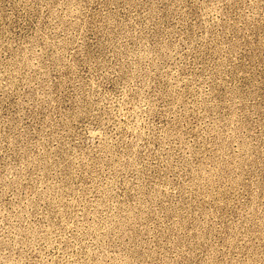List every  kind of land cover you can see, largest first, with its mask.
Segmentation results:
<instances>
[{
	"label": "rangeland",
	"instance_id": "374dc122",
	"mask_svg": "<svg viewBox=\"0 0 264 264\" xmlns=\"http://www.w3.org/2000/svg\"><path fill=\"white\" fill-rule=\"evenodd\" d=\"M0 264H264V0H0Z\"/></svg>",
	"mask_w": 264,
	"mask_h": 264
}]
</instances>
